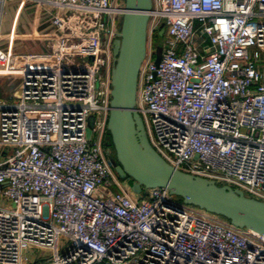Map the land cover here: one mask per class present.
Returning a JSON list of instances; mask_svg holds the SVG:
<instances>
[{"label":"built area","instance_id":"built-area-1","mask_svg":"<svg viewBox=\"0 0 264 264\" xmlns=\"http://www.w3.org/2000/svg\"><path fill=\"white\" fill-rule=\"evenodd\" d=\"M36 1L56 35L0 102V264H25L28 247L48 264H264V234L166 187L133 198L115 173L106 123L123 1ZM136 108L167 163L264 201V0H152Z\"/></svg>","mask_w":264,"mask_h":264},{"label":"water","instance_id":"water-1","mask_svg":"<svg viewBox=\"0 0 264 264\" xmlns=\"http://www.w3.org/2000/svg\"><path fill=\"white\" fill-rule=\"evenodd\" d=\"M125 11L118 37L112 42L110 100L106 123L115 152L111 165L121 180H130V190L166 187L182 202L227 219L236 227L264 234V201L244 195L228 185L181 171L167 163L150 145L136 108L140 66L146 55L147 24L152 0H123ZM159 31H163V26ZM157 53L155 63L159 61ZM94 117L87 119L86 138Z\"/></svg>","mask_w":264,"mask_h":264},{"label":"crops","instance_id":"crops-1","mask_svg":"<svg viewBox=\"0 0 264 264\" xmlns=\"http://www.w3.org/2000/svg\"><path fill=\"white\" fill-rule=\"evenodd\" d=\"M55 35L49 15L36 0H4L0 23V80L19 77L17 68L20 65L41 63ZM4 95L0 92V102L13 101L18 89L11 99ZM27 253L26 250V264L49 263L42 252L32 257Z\"/></svg>","mask_w":264,"mask_h":264},{"label":"rangeland","instance_id":"rangeland-1","mask_svg":"<svg viewBox=\"0 0 264 264\" xmlns=\"http://www.w3.org/2000/svg\"><path fill=\"white\" fill-rule=\"evenodd\" d=\"M123 1V0H122ZM164 36H163V31H159V35H158V37L154 40V43H153V45H154V52L157 54H159V55H161V53H162V49H163V41H164V38H163ZM75 60H76V62H79V60L80 59H78V58H75ZM19 77H17V76H14V77H9L8 79H6V81H4V79H2V80H0V92L2 93V94H5L4 96L5 97H8V98H6V99H11V98H13L14 97V93H15V91H16V89H17V85H18V83H19ZM0 99H2V97L0 96ZM13 100V99H12ZM2 151V148H0V154L2 153L1 152ZM113 151V150H112ZM112 153H114V151L112 152ZM123 181V183H124V185L125 186H130V183H131V181L130 180H122ZM129 188V187H128ZM129 193H130V195L133 197V198H135V197H137L138 196V194H136V193H134V192H132L131 190H130V188H129ZM175 199H177V200H179V201H182L178 196H175V195H172ZM67 247V244L66 243H64V241H63V238L62 237H60V239H59V248L60 249H65ZM27 256H29V257H32V255H34V254H39V253H41L43 250H41V249H38V248H35V247H28L27 249ZM25 250V251H26ZM47 252V253H46ZM46 252H45V250H44V252H42V253H45L46 255V257H49L50 256V251H48V250H46ZM25 256H26V254H25ZM45 258V257H44ZM45 260H46V258H45ZM25 264H26V260H25Z\"/></svg>","mask_w":264,"mask_h":264},{"label":"trees","instance_id":"trees-1","mask_svg":"<svg viewBox=\"0 0 264 264\" xmlns=\"http://www.w3.org/2000/svg\"><path fill=\"white\" fill-rule=\"evenodd\" d=\"M106 143L108 144V147L111 149V156L113 159H115V152L112 153L114 151L113 149V145H112V142H111V139H110V134L108 131H106ZM113 150V151H112ZM109 158V157H108ZM113 167V166H112ZM180 198V197H179ZM181 199V198H180ZM224 218V217H223Z\"/></svg>","mask_w":264,"mask_h":264},{"label":"flooded vegetation","instance_id":"flooded-vegetation-1","mask_svg":"<svg viewBox=\"0 0 264 264\" xmlns=\"http://www.w3.org/2000/svg\"><path fill=\"white\" fill-rule=\"evenodd\" d=\"M109 147H107V149H108ZM108 156H109V161H110V163H111V161H112V156H111V149L109 148L108 149Z\"/></svg>","mask_w":264,"mask_h":264}]
</instances>
